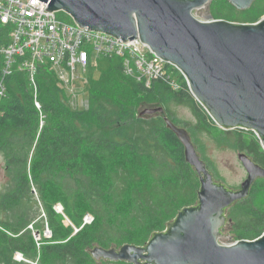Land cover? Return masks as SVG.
I'll return each mask as SVG.
<instances>
[{"label":"trees","instance_id":"1","mask_svg":"<svg viewBox=\"0 0 264 264\" xmlns=\"http://www.w3.org/2000/svg\"><path fill=\"white\" fill-rule=\"evenodd\" d=\"M218 1L224 0H214L211 12L222 19L214 6ZM7 42V30L0 25V44ZM1 63L0 58V74ZM97 70L99 81L93 80L94 71L89 73L86 109L71 105L49 67L39 71L37 97L27 73L6 79L7 96L0 102V157L7 181L0 199V264H98L89 249L144 246L179 211L197 203L200 176L186 162L183 144L160 113L137 116L122 105L108 89L118 79L140 96L188 107L201 131L214 139L229 135L237 150L264 167L256 134L220 129L177 69L179 90L163 81L150 88L131 81L117 58L99 59ZM163 109L181 125L167 104ZM184 126L197 146L188 123ZM42 211L46 219L40 227L35 221ZM227 214L235 240L259 238L264 233V179ZM87 215L93 216L91 223L85 222ZM45 224L52 236L39 246L34 234L42 233ZM17 253L29 262H17Z\"/></svg>","mask_w":264,"mask_h":264},{"label":"water","instance_id":"2","mask_svg":"<svg viewBox=\"0 0 264 264\" xmlns=\"http://www.w3.org/2000/svg\"><path fill=\"white\" fill-rule=\"evenodd\" d=\"M41 1L49 4L47 11L66 12L81 28L124 42L139 38L180 71L192 96L220 129L254 132L264 149V17L248 24L214 19V0ZM227 1L246 11L258 0ZM157 113L200 176L198 201L179 211L146 245L94 246L88 250L91 257L97 263L264 264V233L255 240H235L225 232L228 210L250 196L257 180L264 179V167L241 152L248 177L239 189L229 187L215 179L188 129L175 124L163 108L147 109L141 116Z\"/></svg>","mask_w":264,"mask_h":264},{"label":"built area","instance_id":"3","mask_svg":"<svg viewBox=\"0 0 264 264\" xmlns=\"http://www.w3.org/2000/svg\"><path fill=\"white\" fill-rule=\"evenodd\" d=\"M48 6L41 0H0V25L8 37L6 44H0V102L7 96L6 79L15 72L27 73L37 97L38 74L43 67L56 73L69 95L78 96V68L89 74L97 69L101 58L119 59L124 76L147 88L155 81H163L173 90L181 88L173 70L176 68L139 38L124 42L81 28L75 21L60 19L59 12L47 11ZM36 105L40 108L39 103Z\"/></svg>","mask_w":264,"mask_h":264},{"label":"rangeland","instance_id":"4","mask_svg":"<svg viewBox=\"0 0 264 264\" xmlns=\"http://www.w3.org/2000/svg\"><path fill=\"white\" fill-rule=\"evenodd\" d=\"M214 6L218 7L220 12L224 15V18L217 20H226L233 23L248 24L251 23L248 22L250 21V19L252 21H256L258 19L259 21L264 17V0L256 1L253 6L246 11L237 10L227 0L221 2L218 1L217 3L215 2ZM195 15H197V13ZM58 16L60 19H63L69 23L74 22L73 18L66 12L59 11ZM76 73L77 76L80 77L77 80L78 92L80 93V95H69L70 102L75 109H86L88 106L87 93L89 89V80L87 81V79H89V74L84 73L81 68H78ZM92 76L94 81H99V79L101 78V73L96 69ZM118 81L119 83L116 81L111 82L108 86V89L112 94H114L115 97L122 99L120 101L122 105L132 108L137 116H141V113L147 109L164 108L165 104H167L173 113V117L181 124L180 126L185 127L184 125L188 123V126L192 130V133L196 139L197 150L204 158L203 160H205L206 163L209 164L210 167L208 169L214 175L215 179L227 184L229 187L234 189H239L241 187L242 183L247 179L248 173L241 160L239 159V154L241 153V151L237 150L234 147L232 137L227 135L222 139H214L208 133L201 131V129L197 125V120L193 112L188 107L176 103H171L169 102L168 98L164 103H161L160 101H156L152 97L144 95L140 96L133 91V87L131 85L126 84L121 79H118ZM4 166V160L0 157V199L7 182L5 181ZM56 211L61 213L60 205L56 206ZM41 215L42 216L37 217L35 221V223H37V225H39L40 227L42 226L41 224L44 221L43 217L44 219H46L43 211ZM93 219L94 218L92 215H87L85 218V222L91 223ZM66 222L67 224L70 223L68 220ZM231 225V222H229L228 226L225 228V232L232 235ZM30 228H32V226ZM36 233H39L38 237H36ZM36 233L34 234V236L35 240H37V242L39 243V246L45 238H51L52 236L50 230L47 227V224H45V229L42 233H40L39 231H37ZM15 260L19 263L27 261L21 253H17L15 255ZM103 264L111 263L104 262Z\"/></svg>","mask_w":264,"mask_h":264},{"label":"flooded vegetation","instance_id":"5","mask_svg":"<svg viewBox=\"0 0 264 264\" xmlns=\"http://www.w3.org/2000/svg\"><path fill=\"white\" fill-rule=\"evenodd\" d=\"M104 262H107V263H111V264H115L116 262H111V261H102V262H100V263H98V264H103ZM118 263H123V262H118ZM125 263V262H124ZM126 264H128V263H126Z\"/></svg>","mask_w":264,"mask_h":264}]
</instances>
